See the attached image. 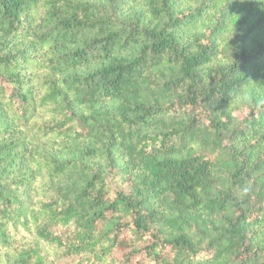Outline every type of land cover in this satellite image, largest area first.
Instances as JSON below:
<instances>
[{
    "label": "trees",
    "instance_id": "trees-1",
    "mask_svg": "<svg viewBox=\"0 0 264 264\" xmlns=\"http://www.w3.org/2000/svg\"><path fill=\"white\" fill-rule=\"evenodd\" d=\"M0 264H264V0H0Z\"/></svg>",
    "mask_w": 264,
    "mask_h": 264
},
{
    "label": "rangeland",
    "instance_id": "rangeland-1",
    "mask_svg": "<svg viewBox=\"0 0 264 264\" xmlns=\"http://www.w3.org/2000/svg\"><path fill=\"white\" fill-rule=\"evenodd\" d=\"M62 261H64V260H62Z\"/></svg>",
    "mask_w": 264,
    "mask_h": 264
}]
</instances>
